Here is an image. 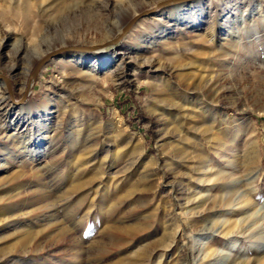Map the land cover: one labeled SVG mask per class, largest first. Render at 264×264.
<instances>
[{
    "label": "rangeland",
    "instance_id": "obj_1",
    "mask_svg": "<svg viewBox=\"0 0 264 264\" xmlns=\"http://www.w3.org/2000/svg\"><path fill=\"white\" fill-rule=\"evenodd\" d=\"M228 1L238 15L217 21ZM169 2L96 0L86 11L70 0L60 13L54 1L44 14L35 6L16 16L0 0V75L12 81L11 94L0 77L1 253L25 244V264H88L92 249L94 264H124L145 248L146 264H198L213 233L217 250L204 264H264L248 242L232 248L216 235L228 218L240 231L264 216V169L228 164L256 144L264 168V8L249 11L264 0H204L201 15L156 17ZM72 45L100 46L62 50L33 75L44 55ZM99 47L110 53L100 67L71 60ZM95 166L112 171L109 182ZM118 180L126 208L109 201L121 192L106 186ZM150 183L158 190L145 193Z\"/></svg>",
    "mask_w": 264,
    "mask_h": 264
},
{
    "label": "bare ground",
    "instance_id": "obj_2",
    "mask_svg": "<svg viewBox=\"0 0 264 264\" xmlns=\"http://www.w3.org/2000/svg\"><path fill=\"white\" fill-rule=\"evenodd\" d=\"M58 2L55 10L57 12H63L65 9H67L66 7H68L69 5V1L70 0H6L9 8L11 9V11L17 16H25L26 14H28V12H30L32 9H34L35 6H37V8L40 10V13L41 14H44L46 13L49 8L51 7V4L53 2ZM80 1V4H78V6L80 7V5L82 6H86V11L87 9H90V5L93 6V4L96 3V0H79ZM178 0H170L169 2V5L165 8H163L162 10L158 11L155 16L156 17H169V18H172L173 20L176 19V20H181V16L180 14H184L185 11H189L190 15L192 16H196L197 15V12L199 13V15L203 14L205 12V9L203 8L202 6V3L204 0H189V1H182L181 2H177ZM180 1V0H179ZM253 3V2H252ZM100 5L101 7H106L105 5H102V4H98ZM238 5V2H235V3H230L229 1L225 4H223L222 6L219 7V9L215 12V17L217 19V21H219V19L222 17V13H224L226 10H229L230 12H234L235 15H238V11L236 12L235 9H237ZM264 8V5L263 4H259L258 7L256 8H253L250 11V15H254L256 13H259L262 11V9ZM49 13V12H48ZM135 15V14H134ZM154 16V18H155ZM175 16H178V17H175ZM140 18V17H138ZM137 18V19H138ZM197 21V20H195ZM142 23V22H141ZM220 23L217 22V25H219ZM141 25V24H140ZM122 26L119 27L118 29V33L121 34L122 32ZM130 29V28H129ZM213 31V35L216 34V32L214 30ZM128 32V30L123 34V36ZM117 35V34H116ZM107 40L106 41V45L107 44H110L109 43V39H105ZM214 40V39H213ZM240 40V39H239ZM233 42H237V40H233ZM106 47V46H104ZM104 47H99L98 50H95L93 54H88V53H75V54H72L71 55V60L73 61H77V62H80V64L82 63H85L89 60H94V63L92 65V67L95 69L97 67H100L104 64H106V61L108 60V58L110 57V53L106 50V48ZM100 48H103V49H100ZM77 49H80V48H74V50H77ZM239 49V44L236 45V49H235V52L238 51ZM239 53V51H238ZM16 103H19L17 101H15ZM9 138V136H8ZM11 139V138H10ZM37 139V138H36ZM43 137H40L37 139V143H41L43 141ZM25 148H27V145L25 143ZM36 151V150H33V152ZM30 153H32V151L30 150ZM35 153V152H34ZM234 157L232 159L229 160L228 164L231 168H233L234 171H237L238 170H243V171H248V172H252L254 170H260V169H264L262 166H261V163H260V159H259V153H258V149H257V146L256 144L255 145H252V146H248L246 145L243 149V155H242V158L239 159L238 158V155L239 153L238 152H235L234 153ZM142 161V160H141ZM210 163V162H209ZM157 168V167H156ZM95 170H97L96 172L99 173L100 176H97V177H101L103 178V175H106L107 176V180L109 182L110 178L111 177H108L110 176V174H112V171L109 169V170H105L104 172H100L98 171L100 169V167L98 166H95L94 167ZM150 170V169H149ZM212 170V167L211 165H207L206 168H205V172L208 173L209 171ZM221 172V171H220ZM219 173V171H218ZM95 174V173H94ZM209 174V173H208ZM154 175V173H153ZM222 174L220 173L219 174V182L215 185V187H219L220 186V183H221V176ZM261 175V173H260ZM259 175V176H260ZM96 176V175H95ZM96 178V177H95ZM259 179V178H258ZM206 182L208 180H205ZM204 181L202 180L201 183H203ZM257 182V180L255 181ZM260 181H258L259 183ZM261 184V183H260ZM158 185V184H157ZM258 185V184H257ZM238 186V184L236 183L235 186H234V189H236ZM107 190H117L118 193L121 192V187H122V184L120 183V180L116 181V183H109L107 184ZM133 187V186H132ZM131 187V189H132ZM135 187V186H134ZM214 187V186H213ZM130 190V189H129ZM157 189L156 185H150L148 184L147 186H145L143 188V191L145 193H153L155 192ZM260 190V187H249V190H248V194L246 196L243 197V200L241 202L245 203L246 204H250L252 202V197H251V194H257ZM110 191V192H111ZM128 191V190H127ZM140 191V190H139ZM141 191V192H143ZM109 192V193H110ZM140 193V192H139ZM144 194V193H143ZM110 195V194H109ZM116 195V194H115ZM126 197H127V193H120V195L117 197V198H114V196H108L109 198V201H111V205H112V208H120V207H127L128 206V200H126ZM135 197V196H134ZM141 197V196H140ZM132 198V197H131ZM131 202H133L131 200ZM141 202V201H140ZM172 202V201H171ZM239 203L237 204L238 206L236 208H243L245 205L242 204V203ZM110 203V202H109ZM142 203V202H141ZM140 203V204H141ZM133 204V203H132ZM170 204V203H169ZM110 205V207H111ZM159 205V204H158ZM166 205V204H165ZM141 206V205H140ZM145 208L146 207H151L153 206V204H145L144 205ZM232 212V211H231ZM234 212H235V209H234ZM233 212V213H234ZM55 216V215H54ZM37 217V216H36ZM75 216L74 214L71 215V218L73 219ZM54 219V218H53ZM71 219V220H72ZM32 221V220H31ZM37 221V220H36ZM146 222V221H145ZM144 222V223H145ZM139 227V225H138ZM235 227H236V224H234V222L232 220H230L229 218L227 219L226 221V224L221 228V230H219V232H217V236H221L223 238H225V240L227 241H230L231 244H233L231 247L232 248H236L237 247V244L241 241H245V242H248V246H247V250L248 252L252 253L253 251L256 252L257 254V257L259 258L258 260L260 262H264V216L260 215V216H254V218L249 222V224L242 230L240 231H235ZM112 228V227H111ZM118 228V227H117ZM142 228V227H140ZM119 230L123 231L125 228L124 227H119L118 228ZM134 229V228H133ZM54 230V229H53ZM59 231H63L64 229L63 228H58ZM68 230V229H67ZM72 230V228H71ZM70 230V231H71ZM132 230V229H131ZM139 230V229H138ZM191 230H193V228H191ZM55 231V230H54ZM120 231V232H121ZM136 231V230H135ZM133 231V232H135ZM142 231V230H141ZM145 231V229H144ZM31 232V231H30ZM132 232V233H133ZM75 233V232H74ZM111 233V232H110ZM109 233V235H110ZM141 233V232H139ZM73 234V233H72ZM127 234V233H126ZM134 234V233H133ZM138 235V234H136ZM210 236L211 239H209V241L205 244L204 247H202L200 249V252H201V257H200V261L198 264H204L208 259L211 258L212 255H214V253L216 252V248H215V243L213 242V240L215 239V234L211 233ZM111 236V235H110ZM109 236V237H110ZM114 236V235H113ZM108 237V236H107ZM21 238V237H20ZM24 238V237H23ZM68 238V237H67ZM58 239V238H57ZM21 240H24V239H21ZM60 240V239H58ZM117 240V238H116ZM18 242V241H17ZM116 242V241H115ZM19 243V242H18ZM21 244V243H20ZM186 244V243H185ZM17 245V244H16ZM69 245V244H68ZM170 245V244H168ZM13 246V245H12ZM165 246V245H164ZM11 247V246H10ZM16 247V246H15ZM18 247V246H17ZM20 247V245H19ZM73 247V246H72ZM76 246H74L73 249H75ZM78 247V246H77ZM29 248V247H28ZM166 248V246H165ZM9 249V247H8ZM22 250L20 251H16L15 249L11 248L9 250H5L4 252L0 251L1 253V256H0V264H25L28 260H27V254H28V250L26 248V245H22ZM33 249V248H32ZM39 249V248H38ZM79 249V248H78ZM103 249V248H102ZM142 250V252L139 253V251L136 252L135 256L129 260H127L126 262H124V264H146L148 260V257L146 256V252H145V248H140ZM19 250V249H18ZM194 250H195V245H192L190 247V253L191 254H194ZM22 251V252H21ZM35 251V249H34ZM33 251V252H34ZM37 252V251H36ZM86 252V257L89 259V263L88 264H94V259L93 256H94V250L92 249H88L87 251H84ZM234 252V251H233ZM111 253V252H110ZM139 253V254H137ZM149 253V251H148ZM33 254V253H32ZM37 254V253H36ZM35 254V255H36ZM84 254V255H85ZM80 255V254H79ZM79 255H76L77 258ZM231 255H234V254H231ZM238 255V254H237ZM251 255V254H249ZM73 256V254H72ZM75 256V255H74ZM75 256V257H76ZM162 256V255H161ZM31 257V256H30ZM74 259H77L75 258ZM233 257V256H232ZM236 257V255H235ZM72 258V257H71ZM70 258V260H71ZM234 258V257H233ZM232 259V258H231ZM229 261L228 264H239V263H236L235 261L231 260ZM238 259V258H237ZM236 259V261H237ZM250 259V258H249ZM258 261V262H259ZM76 262V261H75ZM74 262V263H75ZM79 261L77 260L76 263H78ZM160 262V261H159ZM240 262V261H239ZM117 264V262L115 263ZM243 264V263H241ZM249 264V263H247Z\"/></svg>",
    "mask_w": 264,
    "mask_h": 264
},
{
    "label": "water",
    "instance_id": "obj_3",
    "mask_svg": "<svg viewBox=\"0 0 264 264\" xmlns=\"http://www.w3.org/2000/svg\"><path fill=\"white\" fill-rule=\"evenodd\" d=\"M153 10V9H151ZM151 10H146L142 13H139L138 15L134 16L132 19H130L123 27V30H122V33L120 35H118L117 37L111 39L109 41V43H115V42H118L122 37H123V34L128 30V28L130 27V25L140 16L146 14V13H149ZM94 46H100V45H91V46H80V45H72V46H64V47H60L56 50H53L51 52H49L48 54L44 55L40 60L39 62L37 63V65L35 66V69H34V72H33V75L36 73V71L42 66V64L50 57L58 54L59 52H61L62 50H67V49H74V48H80V49H92V48H95ZM0 77L4 78L7 83H8V86H9V90L12 94V81L11 79L5 75V74H2L0 75ZM26 94L27 92L23 95V97L21 98V101H24L26 99ZM14 101H17L19 102L18 100L14 99Z\"/></svg>",
    "mask_w": 264,
    "mask_h": 264
}]
</instances>
